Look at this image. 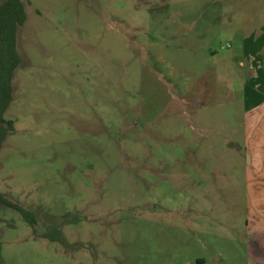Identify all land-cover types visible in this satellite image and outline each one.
Wrapping results in <instances>:
<instances>
[{
    "label": "rangeland",
    "instance_id": "374dc122",
    "mask_svg": "<svg viewBox=\"0 0 264 264\" xmlns=\"http://www.w3.org/2000/svg\"><path fill=\"white\" fill-rule=\"evenodd\" d=\"M24 2L0 191L38 223L0 206V264H255L239 58L264 0Z\"/></svg>",
    "mask_w": 264,
    "mask_h": 264
},
{
    "label": "crops",
    "instance_id": "0c3cea01",
    "mask_svg": "<svg viewBox=\"0 0 264 264\" xmlns=\"http://www.w3.org/2000/svg\"><path fill=\"white\" fill-rule=\"evenodd\" d=\"M242 67L246 120L247 228L252 233L250 255L255 264H264V22L243 37ZM217 259V258H216ZM219 259V258H218Z\"/></svg>",
    "mask_w": 264,
    "mask_h": 264
},
{
    "label": "trees",
    "instance_id": "16d2710c",
    "mask_svg": "<svg viewBox=\"0 0 264 264\" xmlns=\"http://www.w3.org/2000/svg\"><path fill=\"white\" fill-rule=\"evenodd\" d=\"M28 20L24 0H3L0 4V153L8 137L16 131L15 121L6 118L14 100V79L22 64L19 51V33ZM6 205L23 214L26 221L36 227L34 212L9 200L0 191V206Z\"/></svg>",
    "mask_w": 264,
    "mask_h": 264
}]
</instances>
